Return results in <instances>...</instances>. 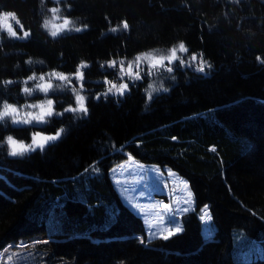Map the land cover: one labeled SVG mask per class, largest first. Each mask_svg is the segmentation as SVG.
I'll list each match as a JSON object with an SVG mask.
<instances>
[{
  "label": "trees",
  "instance_id": "trees-1",
  "mask_svg": "<svg viewBox=\"0 0 264 264\" xmlns=\"http://www.w3.org/2000/svg\"><path fill=\"white\" fill-rule=\"evenodd\" d=\"M53 8L72 29L51 35ZM4 16L17 35L0 31V106L51 97L53 114L41 125L0 118V249L41 234L73 245L143 237L107 174L131 158L168 168L190 191L192 211L160 244L176 253L172 264H196L203 206L221 248L201 264H264V0H0ZM178 43L186 61L172 73L138 68L117 80L139 54ZM46 82L62 88L24 91ZM121 83L123 95L108 91ZM150 83L169 91L149 98ZM77 93L87 113L73 110ZM57 132L40 150L9 155V135L29 142ZM258 250L260 257L238 259Z\"/></svg>",
  "mask_w": 264,
  "mask_h": 264
},
{
  "label": "rangeland",
  "instance_id": "rangeland-1",
  "mask_svg": "<svg viewBox=\"0 0 264 264\" xmlns=\"http://www.w3.org/2000/svg\"><path fill=\"white\" fill-rule=\"evenodd\" d=\"M63 19L57 17L50 10V14L46 21H49L47 29L51 33L57 31V34L72 29V24L67 20V26L61 29L52 28V24L64 25ZM46 23V22H45ZM4 24L0 19V25ZM7 24L10 22L7 21ZM11 25V24H10ZM8 34L7 30L0 28ZM173 52L179 59L169 62L165 59L163 68L166 74L167 69L174 68L177 64L186 61L183 56L184 47L178 43L174 47L166 51L149 52L139 54L131 62L125 64V71L117 74V80H127L134 75L136 69H141V75H145V68L151 67L148 57L159 59L161 57H170ZM132 66L133 75H127L128 66ZM152 74V73H151ZM150 77V75L148 76ZM161 80V79H159ZM162 81V80H161ZM50 83V82H46ZM30 87L33 94L38 92L44 94L38 85ZM61 82L54 84L48 92L53 90H61ZM111 85V84H110ZM82 96L77 93L75 96V110L79 111V104L76 97ZM53 99L51 97L31 100L23 105L12 106L17 109L16 113H10L8 116H0L7 119L15 126L33 124L41 125L44 120L36 121L28 116L31 112L33 115H39V107L33 108L32 105L43 104L47 108V101ZM5 105L0 106V112H3ZM37 134V133H36ZM36 134L31 135L29 142H17L25 145L26 151L17 149V155L30 152L35 149H42L47 143L53 141H42L39 143L42 147L33 144V140H39ZM41 136H50L40 134ZM55 135V134H54ZM31 147L29 148V146ZM9 153H12V145L8 143ZM10 155V154H9ZM13 156V155H11ZM109 180L116 191L120 201L136 216H138L144 225V236L129 235L105 239H93L89 244L73 245L70 237L35 235L28 238H21L15 242H9L0 249V264H124L135 254V264H146L147 262L161 258L159 264H172L176 253L172 251L162 250L161 242L165 237H169V232L175 234L176 229L181 230L180 216L188 211H192L193 203L190 191L184 179L180 178L173 171L166 167L159 168L156 165L142 164L127 158L125 161L112 167L108 171ZM167 205V207H165ZM201 245L193 252V258L196 264L206 263L216 260L221 248V242L215 235L214 227L210 222L207 206H203L199 212ZM203 217V219H201ZM261 256V251L255 252L254 255L238 256V259H253Z\"/></svg>",
  "mask_w": 264,
  "mask_h": 264
},
{
  "label": "snow or ice",
  "instance_id": "snow-or-ice-1",
  "mask_svg": "<svg viewBox=\"0 0 264 264\" xmlns=\"http://www.w3.org/2000/svg\"><path fill=\"white\" fill-rule=\"evenodd\" d=\"M57 3H59V0H56ZM60 9L59 8H53L52 9V12L53 13H57L59 12ZM49 21H46L45 23V28H47L49 26ZM67 20L64 21V25H67ZM52 28L54 29H61L59 27V25H56V24H52L51 25ZM0 28H4L7 30L8 34L12 37H15L17 35V33L13 30V27L10 25V24H7L5 26V24H2L0 25ZM51 35L52 36H56L57 35V31H52L51 32ZM24 36H28V33L25 32L24 33ZM175 52H173V55L172 57H170L169 59H167L169 62H173L174 61V57H175ZM150 63H151V67H156L158 65H163L165 63V59L163 58H159V59H156V58H153V57H148ZM111 64L114 66V62H111ZM83 67V65H82ZM122 72L125 71L124 67L122 66L121 69H120ZM55 75V74H54ZM127 75H133V71H132V66L129 65L128 68H127ZM77 76L80 78V79H83V72H78L77 73ZM135 76L136 78H139V73L136 72L135 73ZM59 79L61 80H64L66 79L65 76L63 75H60L58 77ZM29 79H32L31 77ZM41 80H44V77L41 76L40 77ZM38 87L44 91V92H48V90L52 87L51 83H44V84H40L38 85ZM128 88V84L127 83H121L119 85V87H117L116 84H111L108 91L109 92H112L113 90H115L116 93H119L120 95H123L125 90ZM25 92H31L32 90L30 88H25L24 89ZM76 100H77V103L79 104V111L81 112H84V113H87V108L85 106V103H84V97L83 96H77L76 97ZM52 105H53V101L51 99H49L47 101V108H45V106L43 104L37 106V105H32L33 108L35 107H39L40 109V112H39V115H33V113L29 112L28 113V116L31 117L32 119L36 120V121H43L44 120V117L45 116H51L53 114L52 112ZM75 110V109H73ZM17 112V109L12 107V105H9V104H6L5 107H4V110L3 112H0V116H8L10 113H16ZM37 137H39V140L37 139H34L33 140V144H36L37 146L39 147H42V145L39 143L40 140L42 141H51V140H56L59 138L60 136V132H57L55 135H50V136H41L40 133H37L36 134ZM9 144L12 145V154L15 156L17 155V149L21 150V151H26L27 149L25 148V145L22 144V143H17L16 140L12 139V138H9ZM31 147V145L29 146V148ZM165 207H167V205H165ZM201 219H203V217H201ZM177 232L180 231V229H176ZM173 233L169 232V236L172 235ZM168 237H165V239H167Z\"/></svg>",
  "mask_w": 264,
  "mask_h": 264
},
{
  "label": "clouds",
  "instance_id": "clouds-1",
  "mask_svg": "<svg viewBox=\"0 0 264 264\" xmlns=\"http://www.w3.org/2000/svg\"><path fill=\"white\" fill-rule=\"evenodd\" d=\"M9 15H13V14H9ZM7 19H8V16H4V17H3V21H4L5 26L7 25ZM66 26H67V25H59L60 28H64V27H66ZM172 55H173V54H172ZM170 57H172V56H170ZM170 57H161V58H163V59H169ZM176 59H179V57H177V56L175 55V57H174V61H175ZM181 63H183V61H181ZM167 71H168L169 73H172V72H173V68L169 67V68L167 69ZM148 89H150V90L148 91V96H149V98L151 97V95H152L153 93L160 92V91H163V92H168V91H169V89H168L167 87H165L164 84H160L159 86H156V85L150 83V84L148 85ZM9 138H12V136L9 135V136L6 137V141H7V143H9ZM12 139H13V138H12ZM9 154H10V155H13L12 153H9ZM13 156H14V155H13Z\"/></svg>",
  "mask_w": 264,
  "mask_h": 264
}]
</instances>
